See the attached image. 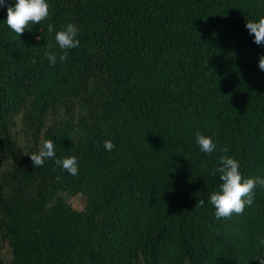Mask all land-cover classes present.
<instances>
[{
	"label": "trees",
	"instance_id": "1",
	"mask_svg": "<svg viewBox=\"0 0 264 264\" xmlns=\"http://www.w3.org/2000/svg\"><path fill=\"white\" fill-rule=\"evenodd\" d=\"M14 3L0 6V264H264V187L231 218L210 203L222 155L264 178V44L245 27L264 0H47L20 36ZM69 23L80 44L52 65ZM49 139L77 176L34 167Z\"/></svg>",
	"mask_w": 264,
	"mask_h": 264
},
{
	"label": "clouds",
	"instance_id": "2",
	"mask_svg": "<svg viewBox=\"0 0 264 264\" xmlns=\"http://www.w3.org/2000/svg\"><path fill=\"white\" fill-rule=\"evenodd\" d=\"M7 4V0H0V6ZM49 15V4L47 0H15L14 6L7 7V25L18 36L22 35L30 24H40ZM250 35H254V42L257 45L264 44V17L258 22L248 21L245 25ZM54 26L49 24L48 31L52 32ZM78 28L69 23L62 31L56 32L55 41L59 45L62 53L52 51L55 45H47L46 55L50 64L55 65L57 61L64 62L67 59L69 49L77 48L80 44L77 39ZM259 68L264 71V55L259 59ZM196 141L200 151L212 154L217 149V143H214L211 137L196 134ZM115 144L111 140L104 141V148L112 151ZM229 149L225 147L223 152L227 153ZM31 162L35 168L42 167L45 160H54L57 166L66 170L73 176L78 175V158L76 156L56 158L54 143L52 140H43L38 152L31 155ZM220 167L212 170V175L219 173L220 190L213 192L210 196V203L215 207V216L220 218H231L233 213L239 215L244 212L246 206H251L255 198V188L257 185L264 187V178L255 177L242 179L239 171V162L233 157L222 155L219 158ZM59 179V177H58ZM204 201L199 200L196 208L203 207ZM195 208V209H196Z\"/></svg>",
	"mask_w": 264,
	"mask_h": 264
},
{
	"label": "rangeland",
	"instance_id": "3",
	"mask_svg": "<svg viewBox=\"0 0 264 264\" xmlns=\"http://www.w3.org/2000/svg\"><path fill=\"white\" fill-rule=\"evenodd\" d=\"M67 202L70 203L72 207L77 210H84L87 205V198L82 194L67 196Z\"/></svg>",
	"mask_w": 264,
	"mask_h": 264
}]
</instances>
